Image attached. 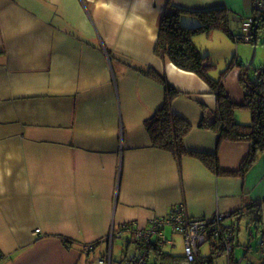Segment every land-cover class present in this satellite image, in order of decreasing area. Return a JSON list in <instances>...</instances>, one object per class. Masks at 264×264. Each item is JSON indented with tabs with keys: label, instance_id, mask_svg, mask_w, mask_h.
Here are the masks:
<instances>
[{
	"label": "crops",
	"instance_id": "crops-1",
	"mask_svg": "<svg viewBox=\"0 0 264 264\" xmlns=\"http://www.w3.org/2000/svg\"><path fill=\"white\" fill-rule=\"evenodd\" d=\"M168 1L0 0V264H110L126 247L115 250L122 239L109 240L118 225L145 228L178 203L202 218L238 210L244 197L263 200L264 223V153L245 178L220 177L194 157L177 159L151 143L145 122L169 96L161 78L175 90L173 113L192 125L186 146L217 149L221 168L231 171L249 148L218 143L213 130L198 128L203 111L216 108L214 94L197 74L154 53ZM171 1L191 10L225 7L239 28L255 6ZM180 20L198 23L188 13ZM219 31L193 37L211 58L210 36ZM238 85L224 88L244 104ZM234 115L243 123L252 118L245 108ZM260 245L250 259L241 244L243 251L231 253L240 264H257L264 238ZM231 253L215 264H231Z\"/></svg>",
	"mask_w": 264,
	"mask_h": 264
},
{
	"label": "trees",
	"instance_id": "trees-1",
	"mask_svg": "<svg viewBox=\"0 0 264 264\" xmlns=\"http://www.w3.org/2000/svg\"><path fill=\"white\" fill-rule=\"evenodd\" d=\"M164 9L159 20L158 35L154 43V53L158 56L167 57L179 69L197 74L207 83L210 91L215 96L216 108L208 111V113L204 110L197 127L213 130L217 134L218 143H221L223 140L249 142V148L248 153L241 160L237 170L231 171L221 168L218 161L217 149L212 150V152H205L186 146L184 139L191 130L192 125L187 120L173 113L170 102L171 95L175 90L164 80L158 78L154 70H149L150 75L157 77L159 82L161 81L167 86V94L169 96L166 97L162 107L154 112L149 120L145 122L146 128L151 135V143L155 148L171 152L177 159L183 156L196 158L216 176H239L245 178L246 173L255 164L260 153H264V74L253 78L254 74L250 75L247 73L246 68L249 67L246 64L243 65L238 59L233 58L234 63L240 67L238 78L244 91L245 103L239 104L233 102L224 88V77L228 69L231 68L230 66L233 61L227 68L220 70L215 77L212 75L215 63L210 55L202 51L193 41V37L197 34H207L211 30H220L230 40L236 42V33L230 29L231 18H229V11L221 6H218V8H206L204 10H191L175 5L171 0L168 1ZM184 13H188L193 17L195 16L198 23L194 26H185L180 20ZM250 17L252 20L251 28L253 29L250 43L256 45L258 38L264 33V11L254 6ZM237 108L248 109L252 117L251 121L247 123L238 121L236 115H234ZM242 200L243 202L238 210L229 212V216H227L226 221L224 220L223 223L230 224L232 227L230 229L231 239L228 242L232 244L233 249L241 244L246 253L251 248V245L249 242L244 245L239 241V223L244 219L248 230L251 226L254 228V234L249 231L248 236L257 237L261 241L264 238L263 200L260 201L246 197ZM118 231H123V234L117 236L116 233ZM115 232L112 239L115 240L119 237L127 241L124 250L127 251L129 244L134 242L135 250L133 252L136 254L133 253L129 258L128 254L123 250L125 253V256L121 260L123 264L131 260V258L137 257L143 248H146L149 252L147 264H149L150 259L154 260L152 264H164L168 262L179 264L180 260H184L189 264H215L214 260L216 257L227 252L222 243L226 240L225 236L228 231H223V229L217 232L215 236L212 234L208 235L206 242L209 244L210 251L202 255L200 250L196 260L192 261V263L185 259L184 253L177 256L169 251H165L162 246H157L152 242L147 244L144 240H139L135 236L136 228L132 225V222L118 225ZM63 242L69 245L73 240L63 238ZM245 253H243V257L246 256ZM228 261L231 264H240L239 261L234 259L232 253L228 257ZM112 263L113 261L111 260L110 264ZM257 264H264V256H261Z\"/></svg>",
	"mask_w": 264,
	"mask_h": 264
},
{
	"label": "built area",
	"instance_id": "built-area-1",
	"mask_svg": "<svg viewBox=\"0 0 264 264\" xmlns=\"http://www.w3.org/2000/svg\"><path fill=\"white\" fill-rule=\"evenodd\" d=\"M253 5L256 8L264 11V0H254ZM251 17L244 20L241 26V34L235 35V41L250 43V38L253 33L251 28ZM255 76L264 74V66L258 68L255 71ZM229 216V212L221 213L215 211L211 217H189L184 204H178L177 206L171 207L166 218H154L148 226L142 229H136L135 236L140 240H144L147 244L154 243L157 246H169L170 248H175V240L171 237H167L165 234V228L169 227L173 235H180L183 239V252L185 259L192 263L195 261L198 254L200 246L204 245L207 241L209 234L216 235L221 229L227 232L226 242L223 241L222 246L227 250L226 253L233 252V246L228 240L231 239L230 229H232L230 224H224L222 221ZM167 226V227H166ZM39 229H35L34 233L37 234ZM116 232L113 230L111 236ZM117 236L123 234V231H118ZM111 239V238H109ZM149 252L146 248H143L139 252V255L131 260L126 261L125 264H147ZM99 262L102 260L99 259Z\"/></svg>",
	"mask_w": 264,
	"mask_h": 264
},
{
	"label": "rangeland",
	"instance_id": "rangeland-1",
	"mask_svg": "<svg viewBox=\"0 0 264 264\" xmlns=\"http://www.w3.org/2000/svg\"><path fill=\"white\" fill-rule=\"evenodd\" d=\"M233 30L236 31L237 34H241L242 31L240 30L241 28H239L238 26H235L234 24L231 25ZM242 26V25H241ZM239 28V29H238ZM199 36V35H198ZM202 37V41L204 43L210 44V40L208 39V36L206 35H201ZM210 38L212 39V46L210 47V49L208 48V51H210L211 55H212V60L215 63V72L217 73L218 71H220L221 69H225L229 66L230 63H232L233 58L234 59H240L241 62L244 64H247L249 62V60L252 57V50L255 46V57L252 61V63L250 64L249 68L247 69V73H249L250 75H253L255 73V70L257 68H260L262 66H264V33L261 34V36L258 38V42L256 45H253L252 43H245V42H239L236 43L233 40H230L228 37H226L223 32L219 31L218 33H215L213 35L210 36ZM220 48H222L223 53L220 52ZM226 48V49H225ZM205 49V48H204ZM202 49V50H204ZM225 49V50H224ZM205 51V50H204ZM231 68L228 69V71L225 74V88L228 89V87H237V85L240 84L239 78H238V74L240 71V67H238L234 61L232 63V65L230 66ZM246 67V66H245ZM253 78H255V74L253 75ZM238 85V87H239ZM242 89V88H241ZM181 204V203H178ZM178 204L174 205L177 206ZM173 207V206H172ZM188 214V213H187ZM189 217H191V215L188 214ZM224 221V220H223ZM222 221V222H223ZM226 221V220H225ZM167 227V226H166ZM249 231L251 233L254 234V228L251 226L249 228V230H247V224L246 221L243 219L240 223H239V240L240 242H242L244 245H246L249 241ZM165 234L167 235V237H169L170 235V228L167 227L165 228ZM172 237L175 241H176V247L174 249L170 248L168 245L164 246L163 249L165 251H169L172 254H176V255H180L183 252V239L181 238V236L179 235H173L171 234ZM113 235H109V238H112ZM119 238V237H118ZM118 238H116L115 240H118ZM123 242H119V241H115V250L121 246V249L123 248L122 244L126 245V240L121 238ZM110 240V239H109ZM111 241V240H110ZM119 242V243H118ZM260 239L259 238H255L253 237L251 240V248L246 252V258L250 259L252 258L255 254H257V251L260 250ZM240 247H235L234 249H236V251L239 253L240 251H243L244 248ZM135 250L134 248V242H131V244H129V247L127 248V251L124 250L127 254L128 257L130 258L131 255L133 254V251ZM199 250H201V254H207L210 250H209V244L207 242L204 243V245L200 246ZM120 251V248H119ZM122 254H117L114 251V256H113V264H118V262L125 256V253ZM225 255H221L218 256L216 260L220 261H224L226 262L227 260V256ZM149 264L152 263V259L149 260L148 262ZM164 264H172V263H164ZM179 264H188L185 263L184 261L180 260Z\"/></svg>",
	"mask_w": 264,
	"mask_h": 264
},
{
	"label": "water",
	"instance_id": "water-1",
	"mask_svg": "<svg viewBox=\"0 0 264 264\" xmlns=\"http://www.w3.org/2000/svg\"><path fill=\"white\" fill-rule=\"evenodd\" d=\"M255 50H256V49H255V46H254V48H253V50H252V54H253V55H252L251 59L249 60V62L246 64L247 67H250V64L252 63V61H253V59H254V57H255V54H256V53H255Z\"/></svg>",
	"mask_w": 264,
	"mask_h": 264
}]
</instances>
